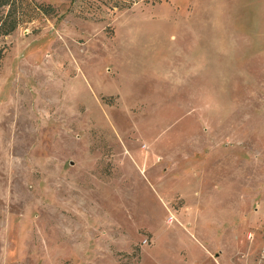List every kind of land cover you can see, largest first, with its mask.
Segmentation results:
<instances>
[{
    "label": "rangeland",
    "instance_id": "obj_1",
    "mask_svg": "<svg viewBox=\"0 0 264 264\" xmlns=\"http://www.w3.org/2000/svg\"><path fill=\"white\" fill-rule=\"evenodd\" d=\"M12 22L0 264H264V0H15Z\"/></svg>",
    "mask_w": 264,
    "mask_h": 264
},
{
    "label": "trees",
    "instance_id": "obj_2",
    "mask_svg": "<svg viewBox=\"0 0 264 264\" xmlns=\"http://www.w3.org/2000/svg\"><path fill=\"white\" fill-rule=\"evenodd\" d=\"M15 4V0H0V8L6 7L10 8ZM35 6V5H33ZM36 7H34L35 9ZM39 8V6H38ZM9 14V13H7ZM8 16V15H7ZM18 24V22L15 24V22L10 23L9 25L5 26L4 24L0 23V36H6L9 33H11L14 29L15 26Z\"/></svg>",
    "mask_w": 264,
    "mask_h": 264
},
{
    "label": "built area",
    "instance_id": "obj_3",
    "mask_svg": "<svg viewBox=\"0 0 264 264\" xmlns=\"http://www.w3.org/2000/svg\"><path fill=\"white\" fill-rule=\"evenodd\" d=\"M255 264H262L261 262H257V263H255Z\"/></svg>",
    "mask_w": 264,
    "mask_h": 264
}]
</instances>
